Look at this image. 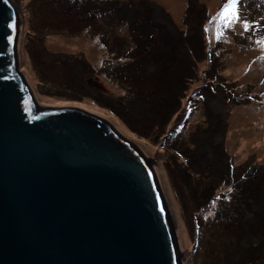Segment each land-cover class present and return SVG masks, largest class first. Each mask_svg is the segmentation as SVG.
Here are the masks:
<instances>
[{
    "label": "rangeland",
    "instance_id": "374dc122",
    "mask_svg": "<svg viewBox=\"0 0 264 264\" xmlns=\"http://www.w3.org/2000/svg\"><path fill=\"white\" fill-rule=\"evenodd\" d=\"M13 2L37 102L108 119L152 161L181 263L264 264V0ZM167 22L175 33L162 35Z\"/></svg>",
    "mask_w": 264,
    "mask_h": 264
},
{
    "label": "water",
    "instance_id": "95a60500",
    "mask_svg": "<svg viewBox=\"0 0 264 264\" xmlns=\"http://www.w3.org/2000/svg\"><path fill=\"white\" fill-rule=\"evenodd\" d=\"M20 29L0 0V264H182L152 161L108 119L40 105Z\"/></svg>",
    "mask_w": 264,
    "mask_h": 264
},
{
    "label": "trees",
    "instance_id": "16d2710c",
    "mask_svg": "<svg viewBox=\"0 0 264 264\" xmlns=\"http://www.w3.org/2000/svg\"><path fill=\"white\" fill-rule=\"evenodd\" d=\"M188 180V178H187ZM214 181V180H213ZM215 182V181H214ZM215 189V184L214 183H209L208 185H205L201 190L200 188H198V186H196L194 188L195 195H197V199H202L203 201L205 200L206 202L209 201L213 190ZM261 245H264V240L262 241V243H258V246L260 247ZM256 247V246H255ZM259 247L256 248H250L247 251H245V256L247 257L246 259H250L249 261H255V259L257 258V254L259 251ZM253 251L254 254L251 256L250 252Z\"/></svg>",
    "mask_w": 264,
    "mask_h": 264
},
{
    "label": "bare ground",
    "instance_id": "6f19581e",
    "mask_svg": "<svg viewBox=\"0 0 264 264\" xmlns=\"http://www.w3.org/2000/svg\"><path fill=\"white\" fill-rule=\"evenodd\" d=\"M165 24H166V27L162 31V35H168L169 33H175V28L169 22H167ZM173 85H176V83H174ZM210 110L212 111L213 115H215V112H216L215 102H211ZM240 134H242V133H240ZM215 137H217L216 132L204 133L203 136L201 135L199 137V139L201 141L200 142L201 149L204 150V149L208 148V150H212V147L208 144V141L215 138ZM262 211H264V208L262 209Z\"/></svg>",
    "mask_w": 264,
    "mask_h": 264
},
{
    "label": "flooded vegetation",
    "instance_id": "af4514ba",
    "mask_svg": "<svg viewBox=\"0 0 264 264\" xmlns=\"http://www.w3.org/2000/svg\"><path fill=\"white\" fill-rule=\"evenodd\" d=\"M92 8V7H91ZM119 13H121L120 11H119ZM124 13H129L128 15L131 17V21H132V23H133V25H134V27H138V25H137V23H136V17H134L129 11H124ZM155 14V13H154ZM95 15H97L96 13H95ZM156 15V14H155ZM142 25V24H141ZM140 25V26H141ZM172 25V24H171ZM142 26H144V28H143V30L144 31H146V33L147 34H150V33H148V26H146V25H142ZM173 26V25H172ZM174 27V26H173ZM37 38H39V40L41 39V37L40 36H36ZM135 39H136V37H135ZM140 42H142V41H140ZM144 43V41L142 42V44ZM145 44V43H144ZM54 67V66H53ZM75 67H76V69H79V68H81V66L79 65V64H76L75 65ZM131 67V66H130ZM152 67V66H151ZM78 71V70H77ZM88 82L89 83H92L91 82V80L90 79H88ZM91 85V84H90ZM50 86V90L51 91H57V89L55 88V87H53V86H51V85H49ZM85 86H87L86 87V89H87V91L86 92H89L90 94H95V91H93L92 89H91V87L87 84V85H85ZM61 93H68L69 95L71 94V93H75V92H69V91H60ZM76 94V96H73V97H76V98H80V96L77 94V93H75ZM96 95V94H95ZM264 230V229H263ZM259 234H257V236H258ZM259 238V237H258ZM263 239H264V237H263ZM261 248L259 249V251H258V254H257V258L255 259V261H258V260H262L261 259Z\"/></svg>",
    "mask_w": 264,
    "mask_h": 264
},
{
    "label": "snow or ice",
    "instance_id": "6c2138e0",
    "mask_svg": "<svg viewBox=\"0 0 264 264\" xmlns=\"http://www.w3.org/2000/svg\"><path fill=\"white\" fill-rule=\"evenodd\" d=\"M233 2H235V0H233ZM161 211H163V208H161Z\"/></svg>",
    "mask_w": 264,
    "mask_h": 264
}]
</instances>
